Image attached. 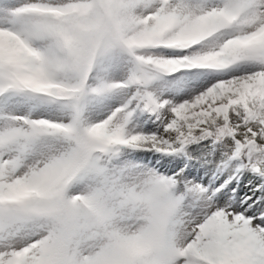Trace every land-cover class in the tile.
<instances>
[{"label": "snow or ice", "instance_id": "obj_1", "mask_svg": "<svg viewBox=\"0 0 264 264\" xmlns=\"http://www.w3.org/2000/svg\"><path fill=\"white\" fill-rule=\"evenodd\" d=\"M0 264H264V0H0Z\"/></svg>", "mask_w": 264, "mask_h": 264}]
</instances>
